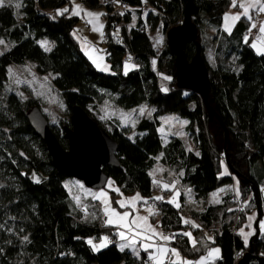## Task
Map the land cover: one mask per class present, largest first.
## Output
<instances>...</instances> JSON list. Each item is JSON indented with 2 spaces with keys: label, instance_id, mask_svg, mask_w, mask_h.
Returning <instances> with one entry per match:
<instances>
[{
  "label": "trees",
  "instance_id": "trees-1",
  "mask_svg": "<svg viewBox=\"0 0 264 264\" xmlns=\"http://www.w3.org/2000/svg\"><path fill=\"white\" fill-rule=\"evenodd\" d=\"M70 1L15 0L0 7V40L9 45L0 50V264H150L146 252L138 254L128 247L121 250L115 228L99 218L102 211L96 199L90 202L87 214L75 204L66 184L71 177L54 167L45 141L28 119L32 108L39 107L38 100H22L8 86L10 66L27 62L34 63L41 74H53L54 85L61 91L70 119L50 122V126L62 147L69 148L64 128L71 126L73 108L80 106L118 144L120 165L103 166L104 172L123 194L139 193L156 201L159 216L152 213V220L165 232L175 234L171 247L191 261L219 247L221 254L215 264H233L234 253L243 256L251 246L254 257L264 254V234L260 232L246 246L240 233L233 231L238 213L231 201L234 192L220 203L193 212L201 229L213 236L211 240L204 238L206 245L199 237L193 247L189 237L183 235L190 227L184 220L183 205L176 207L165 199H154L158 189L152 176L161 163L179 173L181 182L191 185L194 198L200 200L232 184L235 174L240 195L248 200L246 206L254 205L257 213L260 210L258 219L262 218L264 55L246 40L249 18H241L227 33L223 22L232 0H194L192 19L199 36L197 43L188 44L186 53L192 59L197 44L201 47L210 79L208 101L214 110L210 119L203 98L177 86L175 55L168 41L158 54L146 30H155L162 23L167 34L180 25L186 0H79L89 8L105 11L102 52L107 55L111 72L96 67L81 49L73 33L82 19L71 9L58 14L71 5ZM145 5L150 10L144 16ZM121 6L128 10H120ZM134 11L138 14L136 25L128 27ZM208 28L217 34L204 38ZM44 39L52 44L49 50L41 44ZM203 39L215 46V65L207 57L209 46ZM153 59H157V69ZM126 63L131 64L130 69H126ZM160 72L172 78L167 90L160 85ZM106 102L124 109L147 104L154 110L150 117L140 119L133 131L114 120L108 129L96 116L99 106ZM166 113H177L188 120L186 131L197 152L188 149L180 138L164 143L160 118ZM224 162L232 174H224ZM181 200H185L183 195ZM247 213L246 209L240 212L242 223ZM103 235L110 243L94 250L89 240L97 243Z\"/></svg>",
  "mask_w": 264,
  "mask_h": 264
},
{
  "label": "rangeland",
  "instance_id": "rangeland-1",
  "mask_svg": "<svg viewBox=\"0 0 264 264\" xmlns=\"http://www.w3.org/2000/svg\"><path fill=\"white\" fill-rule=\"evenodd\" d=\"M242 1L243 0H241V2ZM70 2H71V5L67 6L65 8H67L68 11H70V9H71V13H73V11L76 10V5L80 6L81 11L79 12L78 15H76L82 19L81 23L79 24L80 28L87 29L85 19L86 18L88 19L89 16H87L85 13H87V12L103 13L102 8H98V9L89 8V7L85 6L79 0H71ZM7 3H15V0H5V4H7ZM149 10H150L149 6L145 5V7L143 8L144 16H145V11L148 12ZM153 12L157 13V10H153ZM226 14L230 15L228 13H226ZM256 14H258V17H256ZM133 15H134V18H133L131 24L128 25V27H132V26L136 25V22L138 19V14H137V12L134 11ZM263 20H264V13H261L258 10L253 11V13L251 15V19H249L250 22L248 23L249 28L246 32V40L250 44H256L257 48H260L258 45H261V47L264 45V33H260V31H259L260 25L262 23H264ZM223 23H224L223 24L224 29H225L226 23L232 24L231 21L226 22L225 17H224ZM253 23H255L257 25V27L252 28L251 25ZM232 29H231V31H232ZM146 30L150 34L151 40H152L153 45H154L155 49L157 50L158 54L162 53V51L165 49V46H166L167 41H168L167 34H166V32L163 31L162 23H160L158 28L155 30H152L151 27H148ZM75 32H77V31H75ZM88 33L89 32H87V35H89ZM203 33H204V38H205V35L206 36H211V35L214 36V34H217L214 32V30H211L210 28L204 30ZM105 39H106L105 35H102V39H100L97 36H93V40L96 43H99L100 45H104ZM204 40L205 39H203V42L209 46V48H207V57L209 58L210 62L213 65H215L216 64L214 62V48H215V46L212 45V42H210L208 39L206 41H204ZM0 41H3V40H0ZM209 42H210V44H209ZM41 44L46 50H49L51 48V45H52L51 42L47 39L42 40ZM8 46L9 45L5 41H3V43H0V50H2V51L6 50L8 48ZM101 52H102V49H101ZM126 65H127L126 69H130L131 64L126 63ZM153 66L155 67V69H157V59H153ZM158 76H159L160 85L163 88V90L169 89L172 78L165 75L164 73H161V72L158 74ZM8 86L10 89L14 90L21 97L22 100H27V99L38 100L39 107L41 108L43 113L47 116L48 120L52 124H56V123H58L59 120H62L65 118L68 120L70 119V116L66 112L65 104H64L62 96H61V91L57 87H55V85H54L53 74H51V73H47V74L39 73L37 71L36 65L34 63L27 62L23 65H15V64L11 65L9 68ZM141 109H143V111H141ZM153 110H154L153 107H150L147 104H144V105L139 106V107H134L132 109H124L122 107L114 105L113 103L106 102V103L102 104L101 106H99V112L96 113V116L102 122V124L108 129H110V121L114 120V121H119L120 124L124 127H130L131 130L133 131V130H135L134 128L136 127L139 120L144 118V117H150L153 114ZM160 119H161L160 133H161V136H162L164 143H168L171 139H173L171 136H175V137L183 140L185 145L187 146V148H190V149L194 148L192 140L186 131V127L188 125V120L181 118L177 113L163 114ZM223 169H224V174H232L225 162H224ZM152 174H153L154 181L158 182V183H155V186L158 189L155 196H157L159 193H161L162 197L166 196V194H167L166 191H165L164 195L162 194V192L164 191L163 190L164 185L166 183L169 186L175 185L179 189H181V190L183 189L182 188L183 183L181 182L179 173L175 172L174 170L168 168L165 165L161 166V165L157 164ZM31 177L36 181L39 180V177L34 173L31 174ZM233 178H234V182L236 184L235 189L232 187V190L233 189L234 190L233 191L230 190L229 193L235 191L234 193L237 192V194L240 195V191H239L240 182H239V180L235 174L233 175ZM66 184H67L68 191H69L71 197L73 198L75 204L77 205L78 208L83 210L84 214H87L90 211V202L92 200L96 199L99 202V205H100V208L102 211V215H100L99 218L101 221H102V219H104V221H106V223H107L108 217L105 216V214H104V205L102 203V199L99 198V194L101 192H103L107 195L109 202H110V205L113 209H115L117 212H119L121 214H123L124 212L130 213L129 221L134 219V215H136L135 217H137V216L147 217V220L149 223V213H150L149 210L151 208L148 205H141L142 211L138 212V211H136V208L133 206L121 207L120 204L118 202H116V196L114 197V195L111 191L113 186H114L113 181H110V184L108 183L106 188L97 189V190L90 189V188L86 187L83 184V182H81L77 179H74V178L69 179ZM177 187H175L174 190H177ZM262 187H264V186H262ZM219 192H221V191H219ZM177 193H178V195H176ZM184 193H186L187 195L192 194L191 191H186ZM119 195L121 196L122 194H119ZM174 195H176V203L180 204V202H179L180 193L176 192L173 194V196ZM173 196L170 197V200L173 198ZM214 196H215V199L218 198V197H216V195H214ZM224 196L225 195H223V197ZM122 200L127 201V199H122ZM148 202H150L149 205L153 209V211H151V213H153L155 215V217H158L159 214H158V210L156 207L157 206L156 201L153 199L152 200L150 199V201H148ZM248 204H249L248 200H246V205H248ZM200 207H201L200 203L192 200V201H190V204L187 205L186 209L184 210V216H185L184 220L191 221L192 223L189 225H193V224L197 225V228L199 226H200V228H202V227L198 223V221H196L195 219H194L195 221H193L191 219V217H192V214L195 210L196 211L201 210ZM245 209L248 212L247 216H246V221H245V222H247V224L244 225L245 222L242 223V221L240 220L238 233H240L241 229H243V232L245 233V235H247V242L248 243L246 244V246L247 245L249 246V239H250L249 236L252 234L253 231H254V235L251 236L252 238L256 235L258 229L261 232V234H264V230H262L260 228V224L262 222H264V214H263L262 218L259 220L258 219V213H257V210L254 207V205L245 206ZM250 213L254 214L252 216L253 218L251 217L252 218L251 220L248 219V215ZM257 221H258V227H256ZM108 225L115 228V230L118 233L119 240L123 244L128 243L127 240H121L120 236H119V232L125 231L126 235H129V237H130V234L127 233L126 229L119 228L118 226L112 225V224H108ZM190 228H191L190 232H192L193 234L195 232H199V234H197V235L194 234V235L196 236L197 240H198L199 236H201L202 237L201 241L203 242L204 237L202 234H204L203 233L204 231L202 229H200L198 231L193 226H190ZM207 233L209 234V232H207ZM105 237H107V240H108L107 245H108L110 243V240H109L108 236H106V235H103L101 239L96 240L97 243H95V241L92 239H90L89 241H92L91 245L93 247L94 244L95 245L102 244L104 242ZM242 237L245 240V236L242 235ZM252 238H251V240H252ZM137 243H139V240H137ZM206 244L207 243H204V245H206ZM162 247L168 248V246H166V245H163ZM100 248H102V247H100ZM153 248H154V250H153V252H151L152 253L151 255L155 254V247H153ZM176 250L180 253V257L182 260L191 261L187 258L185 259L178 249H176ZM204 257H206V256H204ZM218 258H216V257L210 258L209 264L215 263V261ZM169 259L174 260L175 257H172L171 254L170 255L168 254V257L165 258V262L168 261ZM192 262H194V264H195L196 261H192ZM256 262L257 261H255V263ZM153 264H155L154 261H153Z\"/></svg>",
  "mask_w": 264,
  "mask_h": 264
},
{
  "label": "water",
  "instance_id": "water-1",
  "mask_svg": "<svg viewBox=\"0 0 264 264\" xmlns=\"http://www.w3.org/2000/svg\"><path fill=\"white\" fill-rule=\"evenodd\" d=\"M186 1L182 23L171 28L167 33L169 47L175 55L177 86L199 94L206 103L210 119H213L214 110L208 101L209 72L201 47L197 44V52L192 59H189L186 53L188 44L197 43L199 36V28L192 19L195 12L194 0ZM28 119L45 141L46 148L53 159V165L60 173L83 182L90 189L107 187L110 179L104 172L103 166L118 167L120 165L117 157L118 144L96 118L80 106L73 108L71 126L64 128V137L69 144L68 149L62 147L51 130L50 121L38 106L33 107L28 113ZM227 136L226 130V138ZM255 195L257 196V193ZM258 221L256 227H258ZM259 234L258 229L255 236L258 237ZM254 258V249L251 246L238 264H254L252 263ZM255 264H264V257L258 258Z\"/></svg>",
  "mask_w": 264,
  "mask_h": 264
},
{
  "label": "snow or ice",
  "instance_id": "snow-or-ice-1",
  "mask_svg": "<svg viewBox=\"0 0 264 264\" xmlns=\"http://www.w3.org/2000/svg\"><path fill=\"white\" fill-rule=\"evenodd\" d=\"M5 6V0H0V7ZM17 7H19V5H17ZM232 7H237V0H232ZM239 7L243 10V15L248 17L249 19H251V16L249 15V10L252 8H258V11L261 13H264V2H262V0H249V2L246 3H241L239 4ZM81 11L80 6L76 5V10L73 11V15H78L79 12ZM64 12H68V9L65 8L63 9L61 12H59L58 14H63ZM87 16L92 17L93 20H90L89 23H94L97 22L99 20V17L104 15L103 13H92V12H87L85 13ZM121 15H123V13H121ZM240 14L237 15H225V21H231V22H235L237 20H239ZM99 28H103L102 24L98 25ZM231 27L232 24L231 23H226L225 25V29L227 31H231ZM252 28L257 27V25L255 23H253L251 25ZM93 30H96V27H94ZM259 31L260 33H264V23H262L259 27ZM0 43H3V41H0ZM253 48H257L256 44L252 45ZM258 54L264 55V49H260L257 48ZM91 58V57H90ZM93 63H96L95 60H93ZM99 67V65H97ZM127 67V65H126ZM11 71V70H10ZM141 111H143V109H141ZM37 182H39L37 180ZM154 183H158L157 181H154ZM165 188H168L169 186L167 184L164 185ZM115 191H119L118 189H114ZM178 195V193L176 194ZM176 195L173 196V198L169 201H167L168 203H173L176 205V207H179V204L176 203ZM99 198L102 199V203L104 205V214L105 216L108 217L107 223L108 224H112V225H116L119 228L122 229H126L127 233L131 234V238L129 237V235H126L125 231H121L119 232V236L121 240H127L128 243L127 244H121V250H123L125 247H130L133 246L137 243V239L136 237H140L141 241H149L152 240L153 237H158L159 239L163 240L164 242H169L172 239H174V235L173 236H167L164 235L163 233L157 232L156 228L153 227L151 224L148 223L147 217H140L137 216L134 219H132L131 221H129V212H124L123 214L117 212L115 209H113L110 205L109 199L107 197V195L103 192H101L99 194ZM154 199L156 200H162L163 197H155ZM141 197L139 194H137L136 196L132 197L130 200L128 201H118V203L120 204L121 207H126V206H135L137 201H140ZM146 203V201H145ZM150 214H151V209L149 210ZM249 219L251 220L252 218L249 217ZM186 224H191V221L185 220ZM193 227H197V225H192ZM260 228L262 230H264V222H262L260 224ZM241 235L245 236V242H247V235H245V233L243 232V229H241ZM184 236L189 237V239H191V233L189 232H185L183 233ZM25 240H27V237L24 238ZM90 244H92V241H89ZM108 240L107 237H105L104 242L100 245H93V249L94 250H99L100 247H105L107 246ZM193 247L196 246V241L193 240L192 241ZM142 247L144 249V251H148L149 249L155 247V254L150 255L149 259L153 260L155 262V264H165V258L168 257L169 252L171 253L172 257H175L174 260L169 259V264H194V262L192 261H187V260H182L180 257V253L175 249H168L166 247H161V246H157L155 244V241L153 240L152 243H143ZM135 250V249H134ZM219 257V249L218 248H214L211 251H209L208 256L207 257H202L199 261L195 262V264H209V260L210 258Z\"/></svg>",
  "mask_w": 264,
  "mask_h": 264
},
{
  "label": "crops",
  "instance_id": "crops-1",
  "mask_svg": "<svg viewBox=\"0 0 264 264\" xmlns=\"http://www.w3.org/2000/svg\"><path fill=\"white\" fill-rule=\"evenodd\" d=\"M246 2H249V0H243L242 2H241V0H237V7H230V9H228V11L226 12V13H228V14H230V15H237V14H240V17L241 18H243V17H246V16H244L242 13H243V10L239 7V4H241V3H246ZM262 2H264V0H262ZM64 9V8H63ZM102 10H103V14H104V9L102 8ZM255 10H258V8H252V9H250L249 10V15L251 16L252 15V13H253V11H255ZM226 15V14H225ZM240 18V19H241ZM246 18H248V17H246ZM239 19V20H240ZM86 20V26H87V29H83V28H80L79 27V24L81 23V21H80V23L76 26V30L75 31H77V32H75L74 31V36H75V38L77 39V41L79 42V44H80V47H81V49L87 54V56L90 58V60L93 62V60H95L96 61V63H93L96 67H98L97 65H99V69L100 70H102V71H104V72H111V65H110V63L107 61V55L105 54V52H101V49L102 48H104L105 47V45H100L99 43H96L94 40H93V36H97V37H99L100 39H102V35H105V27H106V18H105V16H100L99 17V20L97 21V22H94V23H89V21L90 20H93V18L92 17H89L88 19L86 18L85 19ZM239 20H237V21H235V22H232V27H231V29L235 26V24L239 21ZM264 21V20H263ZM99 24H102L103 25V28H99L98 27V25ZM224 24V23H223ZM94 27H96V30H93L94 29ZM224 29V28H223ZM224 31L225 32H227V33H230L229 31H227L226 29H224ZM87 32H89L88 34L89 35H87ZM101 41V40H100ZM253 44H251V46H252ZM259 47H260V49H264V45L261 47V45H258ZM253 48V47H252ZM256 51H257V49L256 48H254ZM258 52V51H257ZM172 138H177V137H175V136H171ZM192 143H193V141H192ZM193 145H194V143H193ZM188 149H190V148H188ZM190 150H194L195 152H197V150L195 149V145H194V148L192 149H190ZM158 165H161V166H163V164H161V163H158ZM156 167V166H155ZM155 169V168H154ZM154 169H153V171H154ZM153 171H152V173H153ZM152 176H153V174H152ZM110 181H112V180H109V184H110ZM167 184V183H166ZM108 185V184H107ZM168 185V184H167ZM235 182H233L232 184H230V185H227V186H224V187H221L220 189H218V190H216V191H214V192H212V193H210L206 198H203V199H200V200H196V198H194V195H193V193L191 194V195H187L186 193H184L181 189H179L177 186H175V185H173V186H169L168 188H165L164 187V193H165V191H166V196L165 197H163V199H165L166 201H169L170 200V197L171 196H173V194L174 193H176V192H179L180 193V195H179V202H180V204H179V207H181L182 205H183V209L185 210L186 209V207H187V205H189L190 204V201H192V200H194L195 202H198V203H200V209L202 210L204 207H206L208 204H217V203H220L221 201H222V198H223V195H226V194H228L229 193V191L231 190V191H233L234 189H235ZM175 187H177V190H174V188ZM232 187L234 188L233 190H232ZM114 189H118L119 190V188L114 184V186H113V188H112V193L114 192L116 195V202H118L119 200L121 201L122 199H127V201L128 200H130V198H132V197H134V196H136L137 194H139V193H135V194H133V195H125V194H123L120 190L117 192V191H115ZM219 191H221V192H219ZM183 192V193H182ZM235 192V191H234ZM237 193V192H236ZM119 194H122L121 196L119 195ZM140 195V197H141V200L140 201H137L136 202V204H135V208H136V211H142V209H141V205H148L150 208H151V211H153V209H152V207L149 205V203L150 202H148V201H150V199L149 198H146V197H143L141 194H139ZM181 195H183V197L185 198V200L182 202V200H181ZM214 195H216V197H218L217 199H215V196ZM156 197H162V195H161V193H159ZM94 199V198H93ZM145 201H146V203H145ZM175 205V204H174ZM196 211V210H195ZM200 211V210H199ZM254 214L253 213H250L249 215H248V219H249V217H252ZM135 216L136 215H134V218H135ZM253 218V217H252ZM191 219L193 220V221H195L192 217H191ZM247 219V220H248ZM149 224H151L153 227H155L156 228V230H157V232H160V233H163L164 235H167V236H171L169 233H167V232H165V230L162 228V226L160 225V223L159 222H154L153 220H152V213L150 214L149 213ZM247 224V222H245L244 223V225H246ZM189 226H192V225H189ZM196 228V230H200L201 228H200V226L197 228V227H195ZM190 230H191V228L189 227V229L188 230H186V231H184L183 233H185V232H189V233H191V239H189L190 240V243L192 244V241L193 240H195L196 241V245H198V240H197V238H196V236L194 235V234H199V232H195L194 234L192 233V232H190ZM204 234H205V237L204 238H208V239H212L213 238V236L211 235V234H208L206 231H204L203 232ZM240 233H241V231H240ZM203 235V234H202ZM254 235V231L252 232V234L249 236V243L251 242L250 240H251V236H253ZM240 236H241V238L243 239V237H242V235L240 234ZM200 237V239L202 238L201 236H199ZM109 238V237H108ZM130 238H131V234H130ZM136 239L137 240H139V243H137V244H135V245H133V246H130V247H128V248H130L132 251H134V252H136V253H141V252H146V251H144V249H143V247H142V244L143 243H152V241L154 240L155 241V244L157 245V246H163V245H166V246H168V248L169 249H172L173 247H171L170 246V241L169 242H164L163 240H161V239H159L158 237H153L152 238V240H149V241H141L140 240V237H136ZM204 241L206 240V239H203ZM204 241L203 242H201L202 244H204ZM243 241H244V243L245 244H247L248 242H245V240L243 239ZM117 242L119 243V245H121V244H123L120 240H119V237H118V234H117ZM124 244H127V243H124ZM201 244V245H202ZM193 245V244H192ZM126 248V247H125ZM214 248H218L219 249V257H220V254H221V251H220V248L219 247H212L209 251H211L212 249H214ZM135 249V250H134ZM153 250H154V248H151V249H149L146 253H147V257H148V259H149V256L152 254L151 252H153ZM209 251H208V253H209ZM208 253L206 254V255H204V256H208ZM171 253L169 252V255H170ZM204 256H202V257H204ZM184 257V256H183ZM185 258V257H184ZM201 258V257H200ZM199 258V259H200ZM186 259V258H185ZM199 259H197L196 260V262L197 261H199ZM149 262H150V264H153V260H151V259H149L148 260ZM213 264H215V263H213Z\"/></svg>",
  "mask_w": 264,
  "mask_h": 264
},
{
  "label": "built area",
  "instance_id": "built-area-1",
  "mask_svg": "<svg viewBox=\"0 0 264 264\" xmlns=\"http://www.w3.org/2000/svg\"><path fill=\"white\" fill-rule=\"evenodd\" d=\"M120 10L127 11L128 8L126 6H121ZM256 17H258V14H256ZM182 188H183L182 190L184 192L192 190L191 185L182 184ZM260 192H261L262 201L264 202V187H261ZM162 194L164 195V192H162ZM231 201H232L233 208L236 209L237 212H238L236 214L235 224L233 226L234 233H238V231H239L238 228H239V225H240L239 223H240V220H241L240 212L245 209L246 200L243 199V197H241V195H239L237 193H234V197L232 198ZM260 257H264V254L263 253H259V254L255 255V261H257L258 258H260ZM241 258H242L241 254L238 253V252H235L234 255H233V259H234L233 260V264H238V262H239V260ZM147 264H148V262H147Z\"/></svg>",
  "mask_w": 264,
  "mask_h": 264
}]
</instances>
